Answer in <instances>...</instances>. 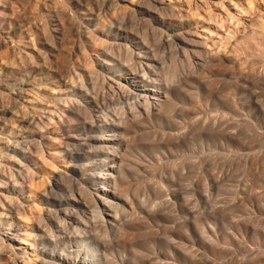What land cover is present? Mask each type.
Here are the masks:
<instances>
[{"label":"bare ground","instance_id":"6f19581e","mask_svg":"<svg viewBox=\"0 0 264 264\" xmlns=\"http://www.w3.org/2000/svg\"><path fill=\"white\" fill-rule=\"evenodd\" d=\"M64 1L73 2L71 3L73 4L71 6V15L79 21L78 29L84 33V36H88L90 31H92L88 25L93 24L97 27L98 16L96 17L92 13L93 11L91 12L87 1ZM149 1V5H143L142 7L139 5V8L132 10V14L122 17L120 21L115 19L117 22H111V25L108 27L109 33L106 35V42H104L105 44L103 43L104 45H102L99 54L100 58L97 60L96 66L98 69L86 71L82 68V63L81 65L75 63L73 65L72 61L66 57L62 58V60V56L57 49L53 50L47 58L44 56L45 53L43 54L40 50L37 51L34 38L29 33L31 28L29 30L27 23L14 19V11H12L9 5L10 1L0 0L1 42L4 47L11 50L9 58L0 56V264H161L162 262L159 261L161 256L167 257L168 260L172 258V255L177 258L181 257L180 248L177 245L179 242L176 244L177 241L175 242V239H165L164 243L170 254L157 252L154 245L163 244L162 238L159 236L161 234L162 223L165 226L172 227V229L176 225L180 228H192L196 226L194 214L186 206L185 194L178 193V190V192L173 191L172 195L170 194L178 203L179 211L185 216L175 217L176 215H173L175 218H168V216L161 219L162 216L159 214V211L153 212L149 209L147 210L141 201L137 202V204H132L129 200L130 197L128 198L125 193L126 191H123V185L126 174L131 171L132 164H137L143 168V166L158 160L160 157V148L157 145L158 141H153V143L149 141L156 140L159 137L163 139L164 137H170L173 142L170 145H164L167 149V156L175 157L176 155L177 157V151L179 150L174 151L172 150L173 148L180 149V151L182 149L183 153L187 149L191 155L195 152L194 148L191 147L194 140L193 130H197L198 133L200 131L198 139L202 140V136H206V139L207 136L211 138L212 134H214V129H216L214 128L216 124L215 119L209 121L207 125L204 124L206 120L197 119L200 111L196 107V109L181 107L173 102V98H176L182 103L192 104V90L199 89L201 92H205V86L202 84L201 79L196 81L197 84L195 86L189 83L186 84L185 88L180 89L179 83L176 85L175 81H173L174 84L171 80L162 78L160 70L163 68V60H160L154 52L153 43H150L148 40L149 35H158L160 40L156 39L157 41L166 42L169 38H175L178 32L181 35L183 32L187 33L189 38L181 39L183 40V44H181L178 51L180 55L185 57L191 54L195 55L198 66H202V59L196 56V53L200 49L204 50L203 47L207 45L201 40L202 35L197 32L196 28L199 26V22H196V18L189 5L183 6L182 4L172 3L170 0ZM198 1L202 2V0ZM209 1L203 4L208 11L207 13L211 14L214 11L220 10L225 14V16L220 17H223L224 21H231V19L238 21L246 20L245 16L247 15L244 13L245 10L244 12L240 10L235 0ZM223 2L227 3L226 9L224 8L226 11L220 7ZM165 10L171 11V15L174 16L166 17L163 13H158ZM231 10L235 11V13L231 12ZM175 12H177V17H175ZM133 18L139 20L135 31L130 30V26H128V19L132 20ZM238 21L237 24L239 25L240 22L238 23ZM202 30V32L208 33L206 30ZM148 33L151 34L148 35ZM98 38L101 41L105 40L100 36ZM35 57L39 59V62L34 61ZM227 57H229L231 62L233 61L230 55ZM59 58L62 61H59ZM75 79L77 80L75 81ZM78 79L81 80L80 83ZM98 83L104 85L109 93L112 92L113 94L129 98L139 108V114L143 120H124V118L118 117V115L109 110L108 107L104 105L100 106V104L97 105L94 101H91V99L96 101L99 98L96 93L97 90H95V87L96 89L98 88ZM182 83L180 82L179 85ZM68 95L77 99L72 100L75 105L83 104V102L89 106L94 104L93 107L91 106L90 117H81L77 120L76 124H73L76 125L75 129L85 136L80 145L61 146L62 149L59 151L60 154L71 160L76 157L82 158L84 162L79 165L80 179L77 180V187L65 189L58 187L60 183L57 180L53 184L48 180V189L43 194L41 200L44 205L48 206L46 213L50 219H47V222H43L44 218L42 220L39 219L38 234L35 236L37 245H40L41 254L36 261L27 260L14 252L10 247L11 245L7 243L9 241L15 242L22 235L19 229L20 224H16L15 221L19 215L24 213V210L22 211L24 209L23 202H17L16 205L13 202V200H16L13 198V195H22L27 188L31 189L29 184H32L31 179L35 176V173L28 163L37 165L38 161L45 158V156H41V159H38V157L34 158L36 150H42L53 145L51 142L53 139L49 137L50 130L47 126L54 120L52 119L53 116H56L62 124V115L60 114L63 113V109L59 106L67 103L69 100L67 98L69 97ZM179 95L182 98L178 99ZM3 96H5L4 98L8 97L7 101L11 100V103H8L9 105L4 104L5 100ZM214 98L213 101H218L219 99ZM51 101L55 106L51 104ZM165 106L166 108L169 106L167 111L163 109ZM226 106L231 112L235 110L232 109L231 104ZM130 114L134 116L132 112ZM235 114L234 111L233 115ZM218 124L235 127L238 123L236 119L227 121H221L220 119ZM206 128L207 130L204 131ZM93 129H96L95 131L98 134L94 136L88 135V131H92ZM202 131H204L203 135ZM206 131L208 133H205ZM231 132L225 136L227 141L229 140L228 143L236 142V135L233 131ZM140 135L141 137L143 136V139L144 136L147 137L149 141L148 143H140L141 145L139 144L134 148L138 154L136 160L135 158H131L132 156L129 157L127 153H130V144H134L130 143L133 140L132 138H135V136L140 137ZM129 140L131 141L129 142ZM223 151L215 153L218 157L227 158V154ZM42 152L44 153V151ZM47 155L53 154L48 151ZM181 155L180 159L182 161L178 163L181 169L188 170L191 167L199 166V162L195 161V158L192 161L188 154ZM134 156L136 157L135 154ZM201 156L197 157L201 158ZM205 156L207 158V155ZM210 162L211 157L210 160H206L200 165L207 166ZM180 167L177 168L180 169ZM172 171L174 170L172 169ZM177 172L179 173V171ZM97 183H101V185L97 186ZM28 192L31 191L29 190ZM135 192L137 191L135 190ZM30 198L31 193L26 197L23 196V199L27 201ZM159 208L162 207L160 206ZM136 209L145 214L150 219V222L152 221V227L156 231L155 235L153 234L154 232L150 233L153 236L151 235L150 239L146 242L147 245H143V248L141 247L142 252L141 250H136V248L133 249L134 247L130 244L131 240L129 242V239L126 241L125 238H122L132 221L131 215H133L132 213ZM190 213L192 214L190 215ZM186 215H190V217ZM140 221L142 220L140 219ZM149 225L151 226V224ZM168 227L163 228L167 230ZM142 228L147 229L146 226ZM186 233L181 232L176 236L187 244L198 243L204 245L205 236L197 227H195L194 239H191ZM128 242L130 245L127 244ZM187 246L190 247V245ZM175 251L178 254H175ZM12 252L15 254H12ZM185 252L188 253L186 250ZM4 257H9L10 261L5 262ZM167 264H170V262Z\"/></svg>","mask_w":264,"mask_h":264},{"label":"rangeland","instance_id":"374dc122","mask_svg":"<svg viewBox=\"0 0 264 264\" xmlns=\"http://www.w3.org/2000/svg\"><path fill=\"white\" fill-rule=\"evenodd\" d=\"M8 1H10L9 5L12 11H14V19L27 23L29 30L31 28L29 33H31L32 38H34L33 40L37 51L40 50L43 54L45 53L46 55L44 54V56L47 58L48 55H51L53 50L57 49L62 56L61 59L65 57L69 58L73 65L74 63L81 65L82 63V68L86 71L98 69L96 66L97 60L100 58L99 54L102 45L106 42V35L109 33L108 27L111 25V22H117L115 19L120 21L122 17L132 14V10L150 4L149 0H79L87 1L89 9L91 12L93 11L92 13L96 15V17L98 16L97 18L99 19L98 22L96 21L98 23V28L93 24H89L88 27L92 31H90L88 36H84V33L77 27L79 21L74 19L71 15V6H73L71 3L73 2H66L64 0ZM170 1L172 3L182 4L183 6L189 5L196 18V22H199V26L196 28L197 32L202 35L201 40L207 45H203L204 50L200 49L196 53V56L202 59V66L197 65L195 55L191 54L186 56V58L180 55L178 51L181 44H183V40L181 39L189 38L187 33L183 32L181 35L180 32L175 31L178 32L176 33L178 35H176L175 38L172 37L173 40L169 38V40L166 41L167 43L165 41H157L158 39L160 40L158 35L148 33V35L151 34L148 40L150 43H153L154 52L157 57L163 60V68L160 70L162 78H167V80L169 79L171 82L175 81L176 85L177 83L180 84V82H183L181 85L178 84L180 89L185 88L186 84L189 83L195 86V84H197L196 81L202 79L205 92H201L199 89L192 90V104L182 103L176 98H173V102L181 107L197 108V110L200 111L197 119L206 120L204 123L205 125H207L209 121H212V119H215L216 127L214 126V128L216 129L213 131L214 134H212V139L208 136L207 139L206 136H202V140L198 139L200 131L198 133L197 130H193L194 140L191 147L194 148L195 152L190 155L187 149L183 153L182 149L180 151V149L172 147V150L180 151V153L177 151L178 158L176 155L175 157L167 156L166 146L173 142L170 137H164V139L159 137L156 140L150 139L152 141H149L145 136L143 139L141 135V138L135 136V138L137 137L136 140L134 137H131L133 140L129 138L133 141L129 140V142L131 141L130 143H134L133 145L130 144V153H127L129 157L132 156L131 158L136 159L138 154L134 148L140 143H148V141L150 143L158 141L157 145L160 148V157L158 160L152 161L153 164L152 162L148 163L146 166H143V168L137 164H132L133 166L131 167L133 169L131 168V171L125 176L123 191H126L125 193L128 198L130 197L129 200L132 204H137V202L141 201L147 210L149 209L153 212L156 210L159 211V214L162 216L161 219L167 218L168 216V218L185 216L179 211L178 203L170 196L173 191H179L178 193L185 194L186 206H188L195 217V227L201 230L205 236L204 245L198 243L192 245L189 243L187 244L176 236L181 232H187L186 234L191 239H194L195 227L180 228L176 225L174 226L175 228L172 229V227L165 226V224L162 223L163 230H160L161 234H159V236L162 238L161 241L163 244H155L154 247L157 249L156 251L162 252L163 254H170L164 242L166 238H171L173 240L175 239V242L177 241L176 244L179 242L177 245L180 248L181 257L177 258L171 253L172 258L168 260L167 257L161 256L159 259V261L162 262L161 264H167L169 262L170 264H264V0H235L239 5H237L239 9L243 12L245 10L244 13L247 15L245 16V21L234 19H231V21H224L223 17H220L225 16V14L220 10L214 11L211 14L207 13V9L203 6L207 0H202V2L198 0ZM106 5H110L109 8L108 6L106 7ZM226 6L227 3L223 2L220 7L225 10ZM231 12L233 11L231 10ZM158 13H163L166 17L174 16L171 15L172 12L169 10ZM233 13H235V11ZM175 15V17L178 16L177 12H175ZM138 21L139 20L135 18L132 20L128 19L130 30L135 31ZM237 21L238 23L240 22L239 25ZM245 22L247 23L245 24ZM202 29L206 30L208 33L202 32ZM98 36L105 40H99ZM1 40L0 36V56L9 58L11 50L10 48L4 47ZM229 55L233 58L232 62L229 57H227ZM37 59L35 57L34 61L36 60L39 62V59ZM61 59L59 58V61L63 60ZM165 60L166 65L164 63ZM204 65L205 67H203ZM76 80L77 79H75V81ZM78 80L80 83L81 80ZM97 87V89L95 87V90H97L96 93L99 96L97 99L98 101L96 100V102L93 99H91V101H94L97 105L100 104V106L104 105L108 107L109 110L118 115V117L124 118V120H143L139 114V108L129 98L113 94L112 92L109 93L108 89L99 83ZM68 96V104L63 103V105L59 106L63 109V113L60 114L62 115V124L56 116H53L52 119L54 120L47 126L50 130L49 137L53 139L51 141L53 144L51 145L52 147L49 146L45 149L41 148L42 150H36L34 158L38 157V159H41V156H45L42 160H37L39 165L28 163L35 173V176L31 179L32 184L28 183L31 189L27 188L22 195H13V198L16 199L13 200V202L16 205L17 202H23L24 209H22V211L24 210V213L19 215L15 221L16 224H20L19 229L22 235H19L21 239L19 238L15 240V242L9 241L7 243L11 245L10 247L14 252L27 260L31 259L36 261L41 254L40 245H37L38 243L35 240V236L38 234V222L40 223V220L43 218V222H47L50 219L46 213L48 206L44 205L41 200L43 194L48 189V180L52 184L57 180L60 183L58 187L65 189L77 187V180L80 179L79 165L84 162L82 158L76 157L71 160L64 157L59 151L62 147L80 145V142L85 136L80 131L76 130V125L73 124H76L77 120L81 117H90L91 106L93 107L94 104L89 106L83 102V104L80 103L79 105H75L73 101L77 99L71 95ZM4 97L5 96H3L5 100V102L3 101L4 104H10L11 100L7 101L8 97ZM213 97H215L214 99L219 98L218 101H213ZM180 98L182 97L179 95L178 99ZM51 104L54 105L53 102ZM228 104L232 105L233 110L235 109V115H233L234 111L231 112L226 108ZM168 107L169 106L166 108L165 106L163 109L167 111ZM130 112H132L135 117L131 115ZM220 119L221 121L236 119L238 124L235 126L236 128L227 126L226 124L219 125ZM129 124L131 123L129 122ZM95 130L96 129L88 131L87 134L90 136L98 134ZM205 130H207V128L204 129V131ZM204 131H202V135ZM231 131L236 135V142L234 141V143H228L229 140L227 141L225 137L229 133H232ZM205 133L208 132L206 131ZM222 150L227 154V158L218 157L216 154ZM42 151H44V153ZM48 151L53 155H47ZM247 153L249 154L247 155ZM181 154H188L192 161L195 158V161L199 162V166L191 167L192 169L190 168L188 170L181 169L178 164L182 161V159H180V156H182ZM205 155H207V158H205ZM197 156H201L202 159H205L202 160ZM210 157L211 162L209 165H200L202 162L204 163L206 160H210ZM177 167H180V169ZM172 169L174 171H172ZM177 171H179V173ZM204 174L206 175L204 176ZM98 185H101V183H97V186ZM29 190L31 192H28ZM135 190L137 192H135ZM29 193H31V198L28 201L24 200L23 196L26 197ZM152 198L153 200H151ZM190 198L192 203L191 200H189ZM160 206L162 208H159ZM136 210L134 212L135 214L132 213V221L122 238H125L126 241L129 239V242L130 240L131 242H135H130L134 247L133 249L136 248V250L138 249L142 252V248L147 245L146 242L150 239L151 235L153 236V234H156V231L155 228L153 229L152 227V221L150 222V219L145 214ZM192 213H190V215ZM197 214H200V216ZM173 215L176 216L174 217ZM190 215L186 216L190 217ZM144 218L146 219L144 220ZM140 219L142 221H140ZM149 224H151V226ZM143 226H146L147 229L142 228ZM163 227H168L169 229L167 228L166 230ZM152 232L154 233L150 234ZM168 235H170V237H168ZM122 238L120 239L122 240ZM129 242L127 243L128 245H130ZM184 244L190 245V247L187 245L185 247ZM183 249L188 251L189 255L185 250L183 251ZM14 252H12V254ZM142 254L144 255V253ZM175 254L178 253L175 251ZM4 259L5 262H8V260L10 261L9 257H4Z\"/></svg>","mask_w":264,"mask_h":264}]
</instances>
